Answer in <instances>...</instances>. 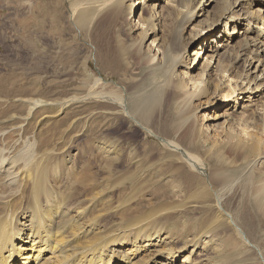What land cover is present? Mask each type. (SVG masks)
Instances as JSON below:
<instances>
[{"label": "bare ground", "instance_id": "6f19581e", "mask_svg": "<svg viewBox=\"0 0 264 264\" xmlns=\"http://www.w3.org/2000/svg\"><path fill=\"white\" fill-rule=\"evenodd\" d=\"M131 1L77 0L70 7L69 21L82 32L105 10L123 17L130 34L136 36L130 49L136 51L149 75L160 76L156 88H163L172 78L177 82L175 91L184 93L179 103L182 108L214 90L223 100L225 112L219 117L224 118L222 125L226 127L211 136L222 138L224 145L242 155L243 165L214 175L213 180L219 183L215 188L198 155L158 136L137 120L148 122L147 94H139L129 104L124 95L92 90L87 96L57 103L61 112L89 97H111L129 119L167 146L170 152L163 164L171 163L193 192L187 195L186 203L168 204L167 190L155 176L143 180L141 175L125 171V182L110 190L121 188L126 193L116 202L106 196L110 188L103 181L98 183L97 174L83 166L73 173L69 168L72 178L65 182L68 174L62 171L72 161L61 162L62 167L52 163V152L41 153L43 148L37 149L34 142L23 149L0 148V264H218L216 246L226 225L232 226L243 246L238 254L246 256L254 250L264 263L262 250L249 241L237 217L223 205L225 199L238 197L241 209L237 214L244 216L249 226L253 223L247 209L255 208L264 216V173L260 168L264 164V0H135L134 5ZM151 1L156 3L151 5ZM162 13L169 21L159 37L156 32ZM136 16L138 22L132 29ZM196 21L199 33L193 38L202 37L205 43L193 51L191 60L187 46L192 37L184 44L182 34ZM210 44L213 47L207 48ZM204 58L198 79L191 66ZM99 61L106 63L107 59L100 55ZM183 67L187 71H180ZM101 78L97 80L109 85ZM47 105L34 101L31 111ZM193 120L194 115H189L184 123ZM203 130L201 127L197 133ZM199 143L204 145L203 140ZM222 143L210 149L220 151ZM100 148L109 156L117 154L114 143L106 141ZM196 186L201 189L195 190ZM154 200L163 201L153 204ZM187 204L194 211L205 212V219L196 223L197 235L179 247L180 234L174 231L177 222L164 217L180 215Z\"/></svg>", "mask_w": 264, "mask_h": 264}, {"label": "rangeland", "instance_id": "374dc122", "mask_svg": "<svg viewBox=\"0 0 264 264\" xmlns=\"http://www.w3.org/2000/svg\"><path fill=\"white\" fill-rule=\"evenodd\" d=\"M76 1L0 0V148L8 151L23 149L34 142L37 149L43 148L41 153L52 152V163L60 165L65 160L72 161L64 170L61 168L65 175L70 170L72 173L75 170L78 172L76 168L80 169V166L95 172L96 181H103V185L110 188L106 196L116 202L123 200L126 193L121 188L114 192L110 190L113 185L120 187L125 182V171H130L137 177L141 175L143 180L155 176L157 181H161L169 196L166 203H186L187 195L193 191L181 181L171 163L163 164V158L170 150L160 139L147 134L129 119L111 97H89L80 104L65 108L62 113L57 110V103L87 96L92 90L124 95L129 99V104L144 93L150 97L145 110L148 122L139 117L137 120L158 136L173 140L184 150L198 155L207 167L211 184L218 188L219 183L213 180L214 175L239 169L243 165L242 155L224 145L222 138L214 139L211 136L226 127V124L222 125L224 118L219 117L225 112L221 106L222 98L210 90L198 100H193L188 107L182 108L179 103L184 93L175 91L177 82L172 78L163 88H156L160 76L149 75L136 51L130 49L136 36L130 34L126 20L111 10H105L80 32L69 21L70 7ZM134 1L130 4L134 5ZM155 3L151 1V5ZM161 19L159 32L158 28L156 32L159 37L166 32L169 21L163 17V13ZM137 22L136 16L131 22L132 29ZM198 24L196 21L182 34L184 44L192 37L187 46L190 59L193 51L205 43L202 37L193 38L199 33ZM153 37L147 44L151 43ZM209 46L211 44L206 47ZM100 55L106 57V63L99 61ZM204 63L205 58L191 66L193 75H198ZM195 65H198L197 69L192 68ZM180 71L187 69L183 67ZM98 77L109 85L100 83ZM37 100L49 105L31 111L32 102ZM189 115H194V120L185 124L184 120ZM201 127L204 130L198 134ZM201 140L204 145H200ZM106 141L116 144L117 154L109 156L101 150V143ZM217 143H222L224 148L212 151L210 148ZM138 159L142 160L140 164ZM260 168L264 173V164ZM185 169L193 172L188 167ZM69 178L71 180V175L65 176V182H69ZM258 178L261 183L262 179ZM196 189L201 188L196 186ZM238 199L229 197L223 205L231 215L237 217L249 241L264 254V216L255 208L247 209L245 213L253 224L246 225L244 216L237 214L241 209ZM155 201L163 200H154L153 204ZM204 213L192 210L187 204L180 215H165L166 220L169 218L170 222H177L174 231L180 234L179 247L197 235L195 225L204 221ZM108 218L114 221L113 216ZM223 233L220 245L216 246L218 254L215 261L218 264H264L254 250L246 256L238 254L237 250L242 245L231 225H226Z\"/></svg>", "mask_w": 264, "mask_h": 264}]
</instances>
